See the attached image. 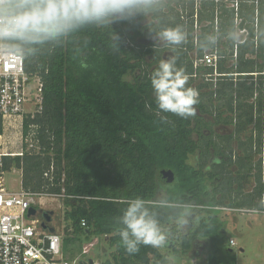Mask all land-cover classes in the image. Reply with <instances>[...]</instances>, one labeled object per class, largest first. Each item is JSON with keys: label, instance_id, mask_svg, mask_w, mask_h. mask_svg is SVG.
<instances>
[{"label": "trees", "instance_id": "1", "mask_svg": "<svg viewBox=\"0 0 264 264\" xmlns=\"http://www.w3.org/2000/svg\"><path fill=\"white\" fill-rule=\"evenodd\" d=\"M180 1L190 10L186 15L177 9ZM195 12V0L154 1L127 20L86 26L24 52L26 71L43 84L42 110L27 114L23 125L25 137L34 133L39 151L3 155L1 169L14 164L23 171L26 190L60 194L70 207L66 218L73 233L103 236L112 248L101 264H163L167 257L150 246L130 255L120 243L115 218L136 196L146 198L162 219L170 212L160 207L164 202L194 210L193 205H221L264 211V0H240L238 10L204 0L198 31ZM176 25L187 40L175 51L162 55L164 48L154 42H138L156 40L161 28ZM239 30L247 33L244 40ZM208 36L217 38L206 48L217 53V67H195L190 53L201 58ZM169 56L177 57V67L189 76L187 86L198 92L195 115L187 119L158 114L150 75ZM167 171L174 174L170 182L161 178ZM208 211L181 235V249L187 252L199 237H208V264H236L219 210Z\"/></svg>", "mask_w": 264, "mask_h": 264}, {"label": "clouds", "instance_id": "2", "mask_svg": "<svg viewBox=\"0 0 264 264\" xmlns=\"http://www.w3.org/2000/svg\"><path fill=\"white\" fill-rule=\"evenodd\" d=\"M153 3L154 0H0V54L13 61V57L26 50L34 51L60 41L86 26L127 20L138 11L150 9ZM156 36L173 51L187 40V33L180 25L163 27ZM231 37L237 39L235 33ZM216 40V37H204L202 50ZM188 80L185 71L177 67L176 56L159 61L150 75L158 114L171 113L182 119L195 115L198 92L187 86ZM166 119L161 116L162 121ZM160 207L170 209L164 219L146 198L136 196L127 201L123 214L115 218L114 231L128 254L138 253L141 246L167 247L176 239V232L190 228L194 216L190 204L164 202ZM163 264H176V258L166 257Z\"/></svg>", "mask_w": 264, "mask_h": 264}, {"label": "built area", "instance_id": "3", "mask_svg": "<svg viewBox=\"0 0 264 264\" xmlns=\"http://www.w3.org/2000/svg\"><path fill=\"white\" fill-rule=\"evenodd\" d=\"M204 0H195V28L198 29V10ZM217 4L225 3L238 10L240 0H211ZM257 1V0H256ZM185 18V16H183ZM237 49V46H236ZM236 55V52H235ZM218 56L214 51L206 52L195 59V67L199 65L217 67ZM36 84V85H33ZM42 80L39 75L26 71L24 53L7 60L0 54V118L3 127L20 124L22 137L24 119L42 110ZM34 110H27L29 104ZM27 140V137H26ZM23 154V152H20ZM46 175H48L46 173ZM42 192L21 189H9L0 181V264H80L79 259H71L63 255V239L55 231L45 229L43 222L35 215H29L34 207L35 197ZM61 196L60 194H51ZM193 207H202L193 205ZM229 212L253 213L257 209L237 207H208ZM230 245H236L230 239ZM81 260V259H80ZM88 260V259H86ZM93 264H101L95 261ZM191 264H198L195 261Z\"/></svg>", "mask_w": 264, "mask_h": 264}, {"label": "rangeland", "instance_id": "4", "mask_svg": "<svg viewBox=\"0 0 264 264\" xmlns=\"http://www.w3.org/2000/svg\"><path fill=\"white\" fill-rule=\"evenodd\" d=\"M159 1V0H154ZM173 1L176 0H162ZM179 3V2H178ZM180 14L186 15L190 10L189 8H183L180 1V5L177 7ZM150 18L146 19L149 22ZM196 29V31H198ZM238 37L242 40L246 38L247 33L244 30L238 31ZM139 43L150 45L154 42L160 48H164L162 55L168 54L172 51L169 46L160 43L155 38H147L138 40ZM212 51L206 49L204 53ZM193 59L197 58V52L190 53ZM152 59V58H151ZM133 74H128L127 79L131 80ZM199 80H197L198 82ZM36 85V84H33ZM29 109L34 110L35 105L29 104ZM20 124L16 123L12 126H6V139L11 141V149L8 151H14L16 146H21L20 152H37L39 151L38 143L35 139L34 133L30 132L26 137L21 134ZM226 131H230L226 129ZM4 136V137H5ZM0 139H2L0 137ZM4 141L5 140H1ZM8 146V144H6ZM264 156V154H263ZM2 158V157H1ZM193 163L196 162L195 157L191 158ZM264 169V162H263ZM264 175V170H263ZM0 179L3 186L9 189H21L23 188V171L17 168L14 164L10 170L2 171L0 163ZM254 182L250 185H246V191L253 188ZM25 189V188H24ZM39 194L35 197L34 206L38 211L39 219L44 222V214L48 213L51 220L46 222L48 230L59 233L63 239V255L71 259H93L95 261H101L109 256V252L112 248L107 243L105 237L92 236L87 239L83 233H73L71 221L66 218V212L70 210L64 202L62 196L49 195L47 192ZM219 207H222L219 205ZM209 211L205 206L198 207L194 210L193 221L189 229L184 234H188L192 229L199 224L202 219L208 217ZM219 217L224 222L225 229V243L232 249V254L236 257V264H264V218L259 212L242 213V212H229L227 210H219ZM183 233L176 232V239L169 243L167 247L161 248V252L167 257L174 256L176 258V264H191L192 262L198 264H208L209 245L210 241L208 237L201 236L187 251L181 249V235ZM236 241V245L231 246L229 239L232 238ZM178 247L179 252L176 253L173 247ZM244 248L245 251H241ZM79 259V261H81ZM194 259V260H193Z\"/></svg>", "mask_w": 264, "mask_h": 264}, {"label": "crops", "instance_id": "5", "mask_svg": "<svg viewBox=\"0 0 264 264\" xmlns=\"http://www.w3.org/2000/svg\"><path fill=\"white\" fill-rule=\"evenodd\" d=\"M28 109L29 108H27V110ZM5 135H6V129H5V127H3V132L0 134V137L2 138V139H0V159H1V157L3 155H8V154L9 155H19L20 154L21 146L14 147L15 150L13 152L12 151H10V152L8 151V149H11L12 150V148H11L12 144H11V141L10 140L6 139V136ZM1 140H5L4 141V144H3V141H1ZM6 144H8V146ZM0 181H1V179H0ZM263 201H264V196H263ZM196 209H198V208H196ZM259 214L262 216V218H264V211L263 212H259ZM230 239H233V237L230 238ZM230 239H229V241H230ZM241 251H245L244 248H241Z\"/></svg>", "mask_w": 264, "mask_h": 264}, {"label": "water", "instance_id": "6", "mask_svg": "<svg viewBox=\"0 0 264 264\" xmlns=\"http://www.w3.org/2000/svg\"><path fill=\"white\" fill-rule=\"evenodd\" d=\"M174 177V174L170 171H167V172H164L161 176V178L165 181V182H170L172 181ZM37 212L36 208L32 207L30 210H29V215H35ZM44 219L45 221L43 222V227L45 229H48V226L46 224V222L50 221L51 220V217L48 213H45L44 214ZM94 260L89 258L88 260H81L80 261V264H93Z\"/></svg>", "mask_w": 264, "mask_h": 264}, {"label": "flooded vegetation", "instance_id": "7", "mask_svg": "<svg viewBox=\"0 0 264 264\" xmlns=\"http://www.w3.org/2000/svg\"><path fill=\"white\" fill-rule=\"evenodd\" d=\"M226 129H228V128H225V129H221L220 127H215V130L217 131V132H225V133H227L228 131H226ZM195 157V156H194ZM212 161H214V159H215V157L214 156H212ZM210 159V160H211ZM195 160L197 161V158L195 157ZM196 163V162H195ZM215 185H217V182L215 181V182H213L212 184H211V188L213 187V186H215ZM219 207V206H218ZM222 207H229V206H222ZM251 209V208H250ZM220 210V209H219ZM44 217V216H43Z\"/></svg>", "mask_w": 264, "mask_h": 264}]
</instances>
